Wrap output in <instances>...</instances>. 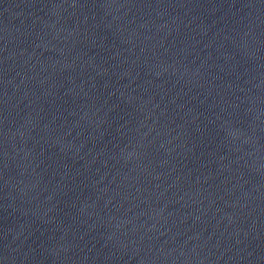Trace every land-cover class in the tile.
<instances>
[{
	"label": "water",
	"instance_id": "obj_1",
	"mask_svg": "<svg viewBox=\"0 0 264 264\" xmlns=\"http://www.w3.org/2000/svg\"><path fill=\"white\" fill-rule=\"evenodd\" d=\"M0 264H264L195 0H0Z\"/></svg>",
	"mask_w": 264,
	"mask_h": 264
}]
</instances>
